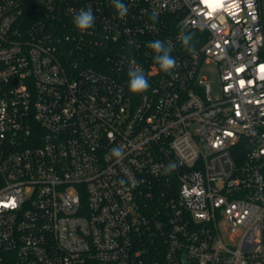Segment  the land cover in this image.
Segmentation results:
<instances>
[{
	"label": "built area",
	"instance_id": "built-area-1",
	"mask_svg": "<svg viewBox=\"0 0 264 264\" xmlns=\"http://www.w3.org/2000/svg\"><path fill=\"white\" fill-rule=\"evenodd\" d=\"M121 2L0 0V264H264L262 0Z\"/></svg>",
	"mask_w": 264,
	"mask_h": 264
},
{
	"label": "clouds",
	"instance_id": "clouds-1",
	"mask_svg": "<svg viewBox=\"0 0 264 264\" xmlns=\"http://www.w3.org/2000/svg\"><path fill=\"white\" fill-rule=\"evenodd\" d=\"M114 6L118 10L121 18L127 14L128 8L121 2V0H114ZM152 16L155 18L156 13L153 12ZM73 23L80 31L92 28L95 23V16L93 15L91 8H88L87 10H80L76 13L73 17ZM189 39V37L184 36L183 44L188 45ZM148 47L157 54L154 59L162 71L168 72L177 66L176 60L170 56V45L166 47L162 41L156 40L154 42H150ZM128 75L130 77L129 88L131 92L142 93L149 88L150 85L148 79L139 68L131 69ZM112 154L116 157H121L123 155L120 148L114 149ZM121 183H123V181H121Z\"/></svg>",
	"mask_w": 264,
	"mask_h": 264
},
{
	"label": "rangeland",
	"instance_id": "rangeland-1",
	"mask_svg": "<svg viewBox=\"0 0 264 264\" xmlns=\"http://www.w3.org/2000/svg\"><path fill=\"white\" fill-rule=\"evenodd\" d=\"M262 5H263V9H264V0H262ZM207 68H208L209 71L206 72L205 75L208 78V80H210V82H211L212 94L216 95L219 92L218 91L219 84H218V81H217V75H216V72L213 69V65H210Z\"/></svg>",
	"mask_w": 264,
	"mask_h": 264
},
{
	"label": "trees",
	"instance_id": "trees-1",
	"mask_svg": "<svg viewBox=\"0 0 264 264\" xmlns=\"http://www.w3.org/2000/svg\"><path fill=\"white\" fill-rule=\"evenodd\" d=\"M263 19H264V9H263ZM236 159H238V158H236Z\"/></svg>",
	"mask_w": 264,
	"mask_h": 264
}]
</instances>
